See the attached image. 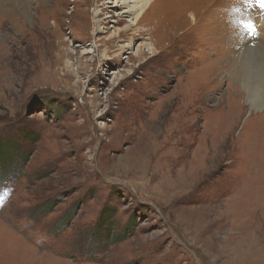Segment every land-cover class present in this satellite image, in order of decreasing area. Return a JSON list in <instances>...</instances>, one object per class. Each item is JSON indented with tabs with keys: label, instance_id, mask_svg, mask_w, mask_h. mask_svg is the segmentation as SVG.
<instances>
[{
	"label": "rangeland",
	"instance_id": "1",
	"mask_svg": "<svg viewBox=\"0 0 264 264\" xmlns=\"http://www.w3.org/2000/svg\"><path fill=\"white\" fill-rule=\"evenodd\" d=\"M112 5L0 0V264H264V0Z\"/></svg>",
	"mask_w": 264,
	"mask_h": 264
},
{
	"label": "bare ground",
	"instance_id": "2",
	"mask_svg": "<svg viewBox=\"0 0 264 264\" xmlns=\"http://www.w3.org/2000/svg\"><path fill=\"white\" fill-rule=\"evenodd\" d=\"M10 1L11 2L14 1V3H17L19 0H10ZM113 1L112 0H106L107 3H113V5L116 8L118 7V9H121L120 10V14H122L123 16H128V17L132 18L134 20V24H137L138 25L140 23V21L142 20V18L144 19V15H146L147 11L149 10L150 4H151V1L152 0H113ZM17 7H18V9H17L18 12L20 13V11L22 9H20L19 6H17ZM2 8H4L5 10L6 9L8 10L7 7H2ZM2 10H0V11H2ZM120 19H123V18H119V21H120ZM259 22H260V20H259ZM262 23H264V22H262ZM261 31H262L260 33V36H262L261 37V40H263V42H264V28L263 29L261 28ZM147 47L150 50L152 49V51H153L154 50V47H155V42L154 43L151 42V44H148ZM136 51L138 52L139 55L141 54L140 48H138ZM249 59L251 60V58H247V59L245 58L246 61H241V65L247 64V66H245V67L248 68V69L247 70L244 69L241 72V71H239V68H237V71L234 72L232 74V76L235 75V80L236 81H239L240 84H241L240 86L243 87L242 89L245 92V95L244 96L245 97L247 96L248 103L251 104L253 107H260L264 103V78H262V77L261 78H257V76L254 75L255 73L252 74V72H250V66H248V62H247V60H249ZM261 73H263V72L260 71L257 74H261ZM238 94L239 95L240 94L243 95L242 92H239ZM255 95H258V97L255 98V99H253V96H255ZM237 98L238 97H236V99ZM254 100H257V104H260V105L257 106V104H255ZM148 151H150V150H148ZM140 153H142V152H140ZM128 162H133L132 158L129 157Z\"/></svg>",
	"mask_w": 264,
	"mask_h": 264
},
{
	"label": "trees",
	"instance_id": "3",
	"mask_svg": "<svg viewBox=\"0 0 264 264\" xmlns=\"http://www.w3.org/2000/svg\"><path fill=\"white\" fill-rule=\"evenodd\" d=\"M3 153H4V152H3ZM1 155H3V154H1ZM14 156H15V155H13V157H14ZM17 157H18V156H17ZM25 157H26V156H25ZM0 160H1V158H0ZM25 160H27V158H25ZM23 162H25V161H23ZM4 165H5V162H3V163L0 164V168L3 169V170H2V169L0 170V178L5 177V176L8 174V172H6V169L9 168V166H8L7 164H6L5 166H4ZM20 169H21V168H20ZM17 171H19V170H15V172H17ZM2 172H5V173H2ZM15 172H14V173H15ZM11 173H13V172H11ZM1 174H2V175H1ZM4 174H5V175H4ZM9 174H10V173H9ZM7 176H8V175H7ZM7 176H6V177H7ZM6 177H5V178H6ZM100 219H101V218H100ZM100 221H101V220H100ZM99 229H100V224L96 227V229H95L96 231H95L94 235H99V233H100V231H101V230L98 231ZM108 232H109V231H108ZM100 235H101V234H100ZM98 237H99V236H98ZM98 237L95 236V238H98Z\"/></svg>",
	"mask_w": 264,
	"mask_h": 264
}]
</instances>
